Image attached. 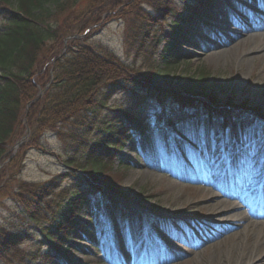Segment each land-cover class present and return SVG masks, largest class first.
I'll return each instance as SVG.
<instances>
[{"label":"rangeland","instance_id":"1","mask_svg":"<svg viewBox=\"0 0 264 264\" xmlns=\"http://www.w3.org/2000/svg\"><path fill=\"white\" fill-rule=\"evenodd\" d=\"M148 1L135 4L143 9L137 6L135 10L125 2L110 11L104 9L98 21L97 12L91 11L92 0H60L61 5L48 0L45 7L51 9L52 15L46 12L43 16L59 27L58 37L63 46L60 57L78 45L95 50L100 46L142 71L159 69L158 76L147 83L179 93L199 85L202 72L196 74L201 67L206 71L201 90L205 94L200 93L201 96L217 94L221 97L219 107L233 96L235 106L246 104L264 114V16L256 18V25L242 34V29H237L242 25L234 23L243 19L250 23L258 11L264 14L257 0H218V10L212 15L215 22L194 24V32L191 30L181 39L179 52L169 66L164 59L166 38L174 35L173 20L186 12L191 0ZM19 3L0 0V27L5 23V11H20ZM167 4L173 7L168 12L164 9ZM248 9L252 10L250 14ZM89 11L92 17L87 14ZM146 12L150 13L148 22L152 24L148 26L146 52L129 49L126 20L130 17L139 20ZM33 15L37 16V11ZM236 32L242 36L237 38ZM227 37L232 42L224 43ZM50 73L48 86L54 81L53 66ZM33 80L38 93L24 104L26 114L22 116V124L0 156V238L6 232L21 237L17 250H10L0 264H255L264 257V159H254L264 150V120L260 117L256 126L250 128L232 118L209 117L184 121L176 128L170 126L185 131L179 132L183 141L176 132H163L164 126L167 127L165 119H159L160 113L166 117L179 107L174 99L160 102L146 98L147 91L134 86L133 91L141 95L123 90L110 100L111 105L131 117L150 121V129L146 133L133 131L110 161V175L124 174L121 190H111L102 178L92 179L102 186V195L108 196L111 203L102 204L100 216L95 215L93 201L86 203L66 246L58 250L50 245L42 225L53 224L49 222L55 213L51 209L56 208V201L66 202L71 197L72 174L79 173L64 164L69 155L65 145L69 138L59 131H68L67 123L40 130L41 141L36 140L40 147L29 144L31 103L46 92L36 75ZM131 96H138V102ZM101 113L113 117L115 111L104 108ZM256 132L262 134L260 143L244 152L251 143L248 139L258 138ZM201 139L206 147H214L216 142L219 150L228 153L229 145L240 144L231 151L244 159L242 171L238 165H231L230 171H226L225 166L217 167L215 162L206 166L192 163L194 150L185 140L201 149ZM78 157L84 160L81 153ZM209 178L212 180L208 181ZM53 179V188L44 191L46 196L42 200L50 208L44 222L38 225L30 219L16 193L25 184H45ZM241 213L248 215L243 222L237 220ZM13 243L14 240L8 241ZM52 249L55 255L50 260L43 259Z\"/></svg>","mask_w":264,"mask_h":264},{"label":"trees","instance_id":"2","mask_svg":"<svg viewBox=\"0 0 264 264\" xmlns=\"http://www.w3.org/2000/svg\"><path fill=\"white\" fill-rule=\"evenodd\" d=\"M47 1L19 0L20 11L11 9L3 14L5 23L0 27V156L6 150L5 144L22 124V116L26 114L24 104L38 93L37 83L33 80L36 75L38 83L46 87V92L40 99L31 103L28 120L32 128V137L29 144L40 147L39 141H36L40 140V137L38 138L40 130L67 123L68 131H59L69 138L65 143L69 155L64 158V164L68 168H76L79 173L72 174L74 181L71 197L66 202L56 201L55 210L51 209L55 213L53 218H49V222L53 224L42 225L48 243L60 250L66 246L69 234L77 228V222L86 203L93 201L95 215H100L103 203H111L108 196L102 195V186L94 184L92 179L102 178L111 190H121V178L124 174L120 173L119 177L110 175L108 173L110 161L124 146L126 138L134 134L133 131L145 133L150 128L146 119V122L140 118L135 119L125 110L111 105L110 100L114 94L125 90L126 93H133L134 96L140 95L133 91L134 86L146 90V98L153 97L160 102L165 98L174 99L179 107L174 115L166 120L174 127H177L181 121L206 116L212 119L244 118L247 121L249 119L248 122L258 118L244 110L216 109L213 105L221 102V97L217 94H208L207 99L201 96L200 93L205 94L201 90L206 73L201 67L196 74L202 72L199 85L179 93L174 89L147 83L158 76L159 69L142 71L135 65H127L117 55L100 46L95 50L78 45L79 47L67 49L60 57L63 46L58 37L61 36L58 32L59 27L45 20L43 16L46 12L52 15L51 9L45 7ZM56 1L60 3V0ZM124 2L135 10L137 6L143 9L135 5L142 3L143 0H92L91 11L94 9L97 12L99 21L104 9L110 11L122 3L124 6ZM214 3L215 0H191L187 3L186 13L174 18L172 24L174 35L166 38L164 49L166 65L173 63L176 53L179 52L181 39L193 30V25L209 21L214 12L212 7ZM151 5L155 6L152 3ZM107 6L109 9L106 8ZM172 8V4H167L164 9L168 12ZM36 11L38 15L34 16ZM91 11L87 12L90 17H92ZM149 14L146 12L139 20L131 17L126 20L129 27L126 45L129 49L136 48L146 52L148 26L152 25L148 22ZM55 57L57 58L53 62L52 59ZM52 66L54 81L48 86ZM137 97L130 98L138 102ZM227 102L234 103L233 96H230ZM104 108L115 111L113 117L102 115ZM160 118L164 119L163 115L160 114ZM79 153L84 160L78 157ZM54 181L53 179L45 184L36 182L25 184L21 186L23 190L16 193L30 219L38 225L44 222L43 218L50 208V205L46 206L42 203L46 196L44 191L53 188ZM86 183L88 185H85ZM95 217L97 220V216ZM20 238L14 232L1 235L0 260L10 250H17L16 245ZM12 240L15 243L8 244V241ZM55 251L52 249L46 252L43 259L50 260L55 255Z\"/></svg>","mask_w":264,"mask_h":264},{"label":"water","instance_id":"3","mask_svg":"<svg viewBox=\"0 0 264 264\" xmlns=\"http://www.w3.org/2000/svg\"><path fill=\"white\" fill-rule=\"evenodd\" d=\"M235 101V99H234ZM216 109H219V110H227V111H232V110H244V112H247L249 113V115L251 116H255L257 118H262L264 119V114L263 113H259L258 111L250 108L249 106H247L246 104H242V105H236L235 106V103H232V104H229V103H225L224 106L222 107H219L218 105H213ZM249 118V117H248ZM241 120H244V118H240V122ZM251 120V119H250ZM249 121V119H248Z\"/></svg>","mask_w":264,"mask_h":264},{"label":"bare ground","instance_id":"4","mask_svg":"<svg viewBox=\"0 0 264 264\" xmlns=\"http://www.w3.org/2000/svg\"><path fill=\"white\" fill-rule=\"evenodd\" d=\"M244 21V19L243 20H239L238 21V23H240L241 25H243V23L245 22H243ZM236 24V23H235ZM251 26V24L250 23H247V25L246 26H244V28L242 29L241 27H238L237 29L239 30H241L242 29V31H241V34L242 33H245V31L248 29V27H250ZM238 34V32H236V34H234V35H237ZM240 36H242V35H237L236 37L238 38V37H240ZM235 37V36H234ZM235 37V38H236ZM229 42H232V40L229 38V37H227V38H225L224 39V43H229ZM212 179L211 178H209L208 179V181H211ZM248 218V215H245V214H239L238 216H237V220H239L240 222H243L244 220H246ZM255 264H264V257H262V258H260Z\"/></svg>","mask_w":264,"mask_h":264}]
</instances>
